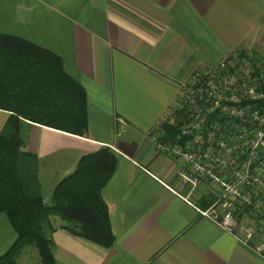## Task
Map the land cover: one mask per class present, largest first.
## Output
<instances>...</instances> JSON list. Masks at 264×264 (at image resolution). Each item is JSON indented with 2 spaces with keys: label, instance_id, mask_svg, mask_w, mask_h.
Masks as SVG:
<instances>
[{
  "label": "crops",
  "instance_id": "1",
  "mask_svg": "<svg viewBox=\"0 0 264 264\" xmlns=\"http://www.w3.org/2000/svg\"><path fill=\"white\" fill-rule=\"evenodd\" d=\"M0 34L61 56L88 99L84 136L24 126L19 167L28 193L51 205L57 185L84 156L109 147L117 157L101 190L115 244L75 237L55 218L49 237L56 264H264L251 245L184 200L181 163L148 139L175 112L180 83L198 67L231 50L264 67V0H0ZM10 114L0 109V132ZM160 132L176 142L166 126ZM214 200L206 195L197 204L207 209ZM16 239L0 216V257ZM16 264L44 263L30 245Z\"/></svg>",
  "mask_w": 264,
  "mask_h": 264
},
{
  "label": "trees",
  "instance_id": "2",
  "mask_svg": "<svg viewBox=\"0 0 264 264\" xmlns=\"http://www.w3.org/2000/svg\"><path fill=\"white\" fill-rule=\"evenodd\" d=\"M0 109L11 113L0 132V214L17 232L0 264H16L30 245L38 248L44 264H56L49 237L56 230L55 218L73 236L112 247L116 238L101 198L116 169L111 148L84 156L76 171L57 185L51 205L41 196L30 195L21 177L24 126L36 123L78 136L88 131L86 91L66 72L61 56L24 38L0 34ZM166 130L175 140L176 128Z\"/></svg>",
  "mask_w": 264,
  "mask_h": 264
},
{
  "label": "built area",
  "instance_id": "3",
  "mask_svg": "<svg viewBox=\"0 0 264 264\" xmlns=\"http://www.w3.org/2000/svg\"><path fill=\"white\" fill-rule=\"evenodd\" d=\"M164 126L176 128L175 143L161 139ZM148 139L181 163L184 200L264 256V235L256 240L264 233V67L238 50L198 67ZM206 195L215 200L202 209Z\"/></svg>",
  "mask_w": 264,
  "mask_h": 264
},
{
  "label": "rangeland",
  "instance_id": "4",
  "mask_svg": "<svg viewBox=\"0 0 264 264\" xmlns=\"http://www.w3.org/2000/svg\"><path fill=\"white\" fill-rule=\"evenodd\" d=\"M166 127H167V126H166ZM0 216L3 217V218H6V215H5V214H1Z\"/></svg>",
  "mask_w": 264,
  "mask_h": 264
}]
</instances>
